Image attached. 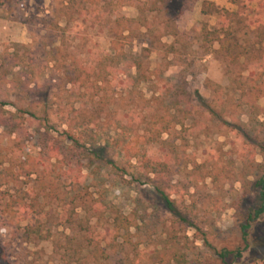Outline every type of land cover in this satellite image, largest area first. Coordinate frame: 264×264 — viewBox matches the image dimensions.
Returning <instances> with one entry per match:
<instances>
[{"label":"rangeland","instance_id":"obj_1","mask_svg":"<svg viewBox=\"0 0 264 264\" xmlns=\"http://www.w3.org/2000/svg\"><path fill=\"white\" fill-rule=\"evenodd\" d=\"M3 1L0 207L30 217L18 229L0 214V264H264V214L242 235L264 172L261 0ZM205 1L240 13L249 57L204 41L221 18L202 15ZM117 27L133 32L124 51L111 44ZM135 54L153 81L137 82ZM174 102L195 111L186 131L159 138L155 116Z\"/></svg>","mask_w":264,"mask_h":264},{"label":"trees","instance_id":"obj_2","mask_svg":"<svg viewBox=\"0 0 264 264\" xmlns=\"http://www.w3.org/2000/svg\"><path fill=\"white\" fill-rule=\"evenodd\" d=\"M3 0H0V3L2 4ZM132 3H137L139 5H141V0H131ZM256 0H247V3L250 5L251 2H255ZM4 2V1H3ZM231 3H235L234 0H230ZM5 3V2H4ZM246 5V7H248L249 5ZM250 7V6H249ZM139 10V8H138ZM259 10L260 12H254L253 15L256 16L259 13H264V0H261L260 5H259ZM141 11V10H140ZM202 15L204 16H212V15H218L221 16L220 20L218 21V23L216 24V26L214 27V31L210 32L208 27L206 25L203 26L202 28V33L205 37L204 41L207 44H210V46H213L214 44L217 45V49L214 51L215 54H219V55H223L224 57H228L232 60H234L235 62L240 61L243 58H247L249 57V53L246 50H242L240 48V46H237V41L235 38V34H234V29L233 26L237 25L239 26L240 22L235 23V25H232V21L235 20L237 17H240V13L239 12H235V13H229L225 10L219 9L215 3L213 2H208L205 1L203 2L202 5V11H201ZM246 19H247V28H253L254 25H258V20H253V18L251 17V15H245ZM234 18V19H231ZM242 21V20H241ZM123 23V21L119 20L116 22L117 26H121V24ZM120 27H117L116 31H113V37L111 44H116L117 42H119L118 45L122 44L120 46L121 51L123 50V41L126 40H132L133 39V32L129 29H123V30H119ZM236 41V43H235ZM52 46L54 44H51ZM149 48H144L142 49V52L145 53H150L151 52V48L153 47L152 43H148ZM117 49V46H116ZM53 51H58V48H54ZM107 59L108 56H107ZM139 56L137 54L134 55L133 58V66L135 67V69L137 70V75H136V80L138 83H149L151 81H153V78H147L145 76H143L142 74V66H141V62H138ZM249 59V58H248ZM158 82V85H162V83H164V80L157 78L156 79ZM183 105V104H182ZM182 105L179 102H174L172 104V108H167L166 112L164 113V115L161 114H156V118H159V120L161 121L159 124L160 127L157 129L156 123H154L153 126V133H155L156 135H158V137H162L163 135H172V133L176 130L177 127H180L182 130L186 131L187 127L185 125V120L187 119V117H189L190 113L189 111H195L193 109H191L189 106L185 105L184 108L182 107ZM177 112V113H176ZM198 113V112H197ZM179 114H183V117L181 119H179ZM194 118L192 119V121H195V117L196 115L193 113ZM31 118L36 119V116L34 114L29 115ZM191 119V118H190ZM44 121H48L47 118H44ZM68 136V141H70L72 144H74L77 147H80L81 144L79 143V140L77 138H75L74 136H72L71 134H66ZM91 156H94L96 159H98L100 156L97 153H92ZM113 164V163H112ZM255 187L257 189H259V201H260V206L259 208H257V210L255 211V215L253 217L248 216V218L246 219L245 224L242 226V235H243V239L244 241L246 240L248 233L247 231L250 229L251 224L254 223L256 220H258L260 218V216H262L264 214V172L262 175V178L258 179L257 182L255 183ZM158 194L160 196V198L162 199V201L165 203L168 211L174 215L177 216L178 212L176 210V208L173 205V202L168 198V196L161 192L158 191ZM19 205V204H18ZM19 207V206H18ZM29 208H31L29 206ZM16 208L14 207V205H6L5 207H0V214H6L8 217H12V215L15 217H17V224L16 227L18 229L20 228V223H24L25 221L27 222L29 217H30V213L26 210V209H20V211H17L16 214H12V210H15ZM15 212V211H14ZM10 213V214H9ZM20 222V223H19ZM8 223H13V222H8ZM33 225L28 224L25 229H24V235H26V239H30V236H32L33 233H35L32 228ZM127 231H129V228H126ZM230 255L229 252H223L218 254L219 258L222 260L223 263H226V258L227 256ZM242 254L240 251H238V253L236 254V258H241ZM2 259V256L0 257V260Z\"/></svg>","mask_w":264,"mask_h":264}]
</instances>
